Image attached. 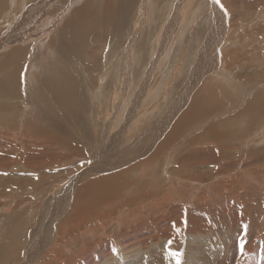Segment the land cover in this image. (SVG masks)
Listing matches in <instances>:
<instances>
[{
    "label": "rangeland",
    "instance_id": "rangeland-1",
    "mask_svg": "<svg viewBox=\"0 0 264 264\" xmlns=\"http://www.w3.org/2000/svg\"><path fill=\"white\" fill-rule=\"evenodd\" d=\"M112 1L0 0V79L19 87L16 105L10 99L5 103L10 110L2 109L7 99L0 98V264H85L98 244H116L118 238L143 235L147 228L155 236L152 253L171 246L166 256H173L175 263L169 260V264H264V75L252 80L246 73L236 78L237 73L257 70L236 63H245L247 55L261 56L254 65L262 62L259 69L264 70V34L255 27L264 26V1L128 0L121 2L125 16L114 20L121 33L94 43L93 51L72 46L74 51L66 54L57 47L47 59L51 39L70 19L79 17L85 5L103 19ZM140 6L146 7L141 19L137 18ZM128 7L136 8L134 16ZM15 8L21 9L16 13ZM27 11L21 41L3 46L6 36L16 31V18ZM85 12L87 16L94 13ZM171 18L178 20L176 30L172 26L167 32ZM133 20L140 22L141 33H134ZM252 44L257 46L255 52L249 50ZM127 47L132 69L128 82L121 85L126 75L120 81L118 76L125 63L120 70L122 57L116 58ZM20 52L24 54L21 62L17 60ZM153 62L156 66L150 75L147 71ZM110 66L115 80L108 88V107L81 113L90 126L86 135L74 125L80 107L60 114L66 122L56 128L68 131L72 139L60 145L49 133L43 102L38 101L41 78L56 79L60 71L63 84L75 80L73 68H79L92 78L81 80L85 86L91 83L83 101L96 106L103 102L102 96L95 100L104 83L99 78ZM53 67L57 72H51ZM197 86L214 91L225 99L226 107L192 125L161 155L156 151L159 143L173 129L180 116L177 111ZM82 91L78 86L76 95ZM213 126L230 136L216 139L207 133ZM120 137L122 142L115 143ZM131 137L138 139L136 152L134 146L128 151L135 152L131 153L134 159L125 155L123 147ZM132 167L136 172L132 173ZM120 171L126 177L113 189L98 190L85 200L87 205L95 204L91 214L76 212L78 205L74 207L72 198L77 186ZM129 200L132 204L127 209L123 205ZM71 212L76 216L67 226ZM72 228L74 234L69 235L67 229ZM44 236L58 238L37 251ZM33 248L37 255L32 254Z\"/></svg>",
    "mask_w": 264,
    "mask_h": 264
},
{
    "label": "bare ground",
    "instance_id": "bare-ground-1",
    "mask_svg": "<svg viewBox=\"0 0 264 264\" xmlns=\"http://www.w3.org/2000/svg\"><path fill=\"white\" fill-rule=\"evenodd\" d=\"M23 1V0H21ZM261 0H253V2H256L259 4ZM264 1V0H263ZM126 3L128 2V0H113L112 3L108 4L110 5V8L108 7V10L106 12V14L103 15V19H101L97 14H96V11L92 8L91 5H85V8L80 11L79 13L81 14L79 17H76L74 16L72 19H70L63 27H62V30L60 31V33H58V35L56 36V38H53L51 39V42H50V45L48 46V58L47 59H50V57H52V55L54 54V49L55 48H59L61 50L62 53H66V54H69V53H72L74 50H72V46H75V47H78L79 49H84V50H87V51H93L92 47L94 46V43L96 42H99L100 44L103 43L104 41H109L110 40V37L112 34L114 35H118L119 33H121V29L119 27H117L115 24H114V20L118 19V18H123L125 16V11L123 10V7H122V3ZM24 3V2H23ZM60 3V2H59ZM180 3V2H179ZM262 3V2H261ZM15 4L17 5V3L15 2ZM20 4V3H19ZM21 5V4H20ZM19 5V6H20ZM23 5V4H22ZM42 5V4H41ZM180 5V4H179ZM23 7V6H22ZM35 8V7H33ZM146 7H143V6H140L139 9H138V15H137V18L141 19V17L143 18L145 16V10ZM18 9V8H17ZM16 8L14 9L15 11L13 12H18V9L17 10ZM90 11V9L94 12V13H91L89 14L88 16L87 15H84V13H86L85 11L88 10ZM182 9V8H181ZM211 9H212V5H211ZM145 10V11H144ZM136 11V8H130L128 7V12L130 15L134 16V13ZM180 13V12H179ZM178 13V14H179ZM183 13V11H182ZM246 13V12H245ZM177 14V13H176ZM27 15H28V11L25 12L23 15L20 16V18H16L17 19V24L15 25V33L12 34L13 36L7 38L6 36V39L5 41L3 42V46L5 45H8V44H11V45H15V43L21 41L22 37H21V30L24 28L23 26L25 25L26 23V20H27ZM83 15V17H81ZM13 15L10 14V17H12ZM176 16V15H175ZM183 16V15H182ZM245 16V15H244ZM255 16V14H254ZM177 18H179L178 16H176ZM15 18V17H14ZM25 18V19H24ZM83 18V20H82ZM245 18V17H244ZM24 19V20H23ZM87 19V21H86ZM180 19V18H179ZM23 20V21H22ZM253 20L254 17H253ZM175 20H173V18H171V20L169 21V24L167 26H165L166 28V31H170V28L173 26L174 27V30H176V22H174ZM245 21V20H243ZM134 24H135V21L133 20ZM139 22V21H138ZM144 23V22H142ZM133 24V25H134ZM157 24V23H156ZM174 24V25H173ZM179 24V23H178ZM143 25V24H142ZM217 24H215V27ZM143 27V26H142ZM255 27L261 31V33L264 34V26H258V25H255ZM140 28H141V25H140V22L139 24H135L134 25V33L135 34H139L141 32L140 31ZM230 28L232 29V26L230 25ZM216 30V29H215ZM14 31V30H13ZM12 31V32H13ZM152 32V31H151ZM216 32V31H215ZM224 32V31H223ZM222 32V33H223ZM241 33V32H240ZM36 34V33H35ZM217 34V32H216ZM245 34L246 35H249V33L247 31H245ZM218 35V34H217ZM216 35V36H217ZM121 36V35H120ZM119 36V37H120ZM247 37V36H246ZM220 38V36H219ZM226 38V37H225ZM231 37H229L228 39L230 40ZM239 38V37H238ZM250 38V36L248 37ZM232 39V38H231ZM221 41V39L219 40ZM235 41V40H233ZM250 41V40H249ZM221 43V42H220ZM223 43V42H222ZM230 43V42H229ZM246 43V42H244ZM39 44V43H38ZM100 44H99V47H100ZM109 44V43H107ZM106 44V45H107ZM242 45V44H241ZM9 46V45H8ZM249 45H247L248 47ZM36 47V46H35ZM89 47V48H88ZM106 47V46H105ZM167 47V45H166ZM198 47V46H197ZM223 47V46H222ZM244 47V46H243ZM246 47V48H247ZM164 48V46H163ZM129 50H131L130 47H127V50L126 52L124 51L123 54L120 56V57H117L116 59L118 60V58H121L122 59L119 61V64H118V67H120V70H121V66H122V63H125L124 65V69L120 71V73L122 75L118 76L119 78V81L121 80L120 77H125L126 75V78L122 79L121 80V85H123V83H127L128 82V77H129V70L132 69L131 67V60L130 58L127 57V53L129 52ZM204 50V49H203ZM249 50L251 52H255L257 50V46L256 45H251L249 47ZM248 51V53H250ZM13 51V49H12ZM128 51V52H127ZM205 51V50H204ZM207 51V50H206ZM230 51V50H229ZM133 52V51H132ZM203 52V51H202ZM224 52V51H223ZM221 52V53H223ZM184 53V52H182ZM196 53V52H195ZM257 53H261V50L259 49V52ZM206 54H209V53H206ZM244 54V53H243ZM242 54V56H243ZM251 54V53H250ZM254 54V53H253ZM224 55V53H223ZM226 55V54H225ZM16 56V55H15ZM24 54L21 55V52L18 53V59L17 57L15 58V60H20V62L22 61V58H23ZM119 56V55H118ZM205 56V55H204ZM9 57H11L9 55ZM132 57V55H131ZM226 57V56H225ZM244 57V56H243ZM261 56H257V57H252V56H248L247 55V58L248 59H245V63L243 62H236L238 64H249V68H250V71H253V67L256 68V72L253 74L252 72H240V73H237L236 74V78L237 77H244L247 73V77L249 79H256V78H260L264 75V70L262 71V69H259L262 65V62H259L258 64L254 65L256 63V59L257 58H260ZM13 58V57H11ZM241 58V57H240ZM245 58V57H244ZM263 58V57H262ZM228 59V58H227ZM112 60V59H111ZM117 60L115 62H117ZM183 60V59H182ZM224 60V58H223ZM263 60V59H262ZM236 61V60H235ZM241 61V60H240ZM153 66L148 69L147 73H151L153 72V68H155L156 66V62H153L152 63ZM114 66V64H112ZM200 65V64H199ZM55 66L57 68V70H59V64L57 63V61L55 62ZM240 66V65H239ZM199 67V66H198ZM55 67L52 68H48V70H51V72L55 71L54 69ZM114 68V67H113ZM113 68H108V70L104 71L103 72V75H102V78L99 80L100 81H103L104 83H101V86L99 88V93H97L95 96V100L97 97L99 96H102L103 98V102H99L96 103V106L92 103V105H88L85 101H83V99L88 95L87 92H89L88 90H90V84L85 86L81 80L84 78V80H86V78L88 79H91V76L88 75H85L83 74V72L79 69V68H73L74 69V72H75V80H71V81H67L65 83H61V73L60 71L58 72V77L55 78L56 79H49V78H41V83H39V87L37 90H39V102L41 103V101L43 103L42 104V113H45L44 115H47L46 118H47V121L50 125V131L49 133L51 135H54L55 136V139L58 143H60V145H64V144H70L71 143V135H69V132L66 131V130H63L61 128H56V125H60L59 123H62L64 124V121L62 118L59 117L60 114L62 113H66L68 110H71V109H75V108H81V112L80 114L78 115V117L76 116V119H77V123L74 124L75 126H78V129H83L84 130V133L85 135L87 134V132L89 131V128L90 126L86 124V122H88V120H86L84 117H82L81 113H87L90 109H93L95 108L96 111L99 110V108H102V109H106L108 106V102H106L105 100L108 99V94L110 93V91H108V88L109 86L114 82L115 78L113 77V73H111V70H113ZM196 68V67H195ZM2 69V68H1ZM63 69V68H62ZM65 69V68H64ZM67 69V68H66ZM105 69V68H103ZM119 69V68H118ZM61 70V69H60ZM196 70L198 71L199 69L196 68ZM255 70V69H254ZM102 71V70H101ZM50 72V71H49ZM57 72V71H55ZM78 72V73H77ZM117 73V72H116ZM163 73V72H162ZM49 74V73H48ZM52 74V78H53V73ZM119 74V73H118ZM200 74V73H199ZM151 75V74H150ZM150 75H147L148 77H151ZM197 75V74H196ZM255 75V76H253ZM99 76V75H98ZM200 76V75H199ZM4 77V76H3ZM94 77V76H93ZM98 78V77H97ZM117 78V80H118ZM196 79V78H195ZM205 79V78H204ZM203 79V80H204ZM207 79V78H206ZM195 81V80H194ZM208 81V80H207ZM196 82V81H195ZM100 83V82H99ZM117 83V82H116ZM202 83V82H201ZM200 83V84H201ZM93 84V83H92ZM196 85V84H194ZM78 86H81L83 88V91L81 94L79 95H76L77 93V87ZM114 86V85H113ZM117 86V85H116ZM120 87V86H119ZM181 87V86H180ZM202 87V86H201ZM201 87H194L191 92H190V96L187 98L186 102L183 104L184 107L182 108H178L179 110L177 111L180 116L178 118V121L177 123H175L173 129L170 131V133H167L166 134V137L163 139V142H158L159 143V146L158 148L156 149V151L158 150V152L163 155L165 154V151L168 149V147L171 145V143L173 141H175L178 137H180L182 134H184L185 132H189L191 129H193L191 126L194 125L195 123L197 122H200V121H204L206 120L208 117H211L213 114L215 113H220V111L222 110V108L226 107L224 106V100L221 99V97H217L215 95V92L212 91L211 89H206L203 91V89ZM122 90L124 88L120 87ZM1 89H2V95H1ZM109 90H113L115 91V88L114 89H109ZM184 91V89H182ZM7 91V94L9 96L6 97L4 96ZM181 91V90H180ZM19 92V87H16L14 86L12 83H10L7 78H2L0 79V98H3V99H7L4 103H2L3 107L2 109L5 111V110H10L8 104H5V103H9V99L11 100L12 104L16 105V100L19 99L18 96H14V95H17ZM96 92V91H95ZM4 93V95H3ZM86 93V95H85ZM6 94V95H7ZM48 94V97L46 98L45 95ZM99 94V95H98ZM220 96V95H219ZM27 97V96H26ZM29 97V96H28ZM34 98V97H33ZM262 96H259V99L261 100ZM99 99V98H98ZM25 100V99H24ZM135 100V99H134ZM156 100V99H155ZM27 101V100H26ZM181 101V100H180ZM179 101V102H180ZM249 101V100H248ZM10 102V103H11ZM14 102V103H13ZM28 102V101H27ZM30 102V101H29ZM10 105V104H9ZM23 105V104H22ZM182 105V106H183ZM246 105L248 106L249 103H246ZM33 107V106H32ZM93 107V108H92ZM5 108V109H4ZM14 108V107H13ZM40 108L41 106L38 108V110L40 111ZM252 108L254 109V106H252ZM23 109V107H22ZM34 109V108H32ZM110 109V108H109ZM16 110V109H14ZM31 110V109H29ZM183 113H181V111ZM225 110V109H224ZM28 111V110H27ZM101 111V110H99ZM103 111V110H102ZM6 112V111H5ZM35 112V111H34ZM222 112V111H221ZM29 113V111H28ZM105 113V112H104ZM131 114V113H130ZM178 114V115H179ZM29 114H27L26 116H28ZM216 115V114H215ZM244 115V114H243ZM132 116V114H131ZM218 116V115H217ZM128 117L129 114H128ZM216 117V116H215ZM225 117V116H224ZM45 118V117H44ZM70 118H75V116H70ZM175 118V119H177ZM52 119V120H51ZM50 120L52 122V124L54 125V132L52 131V124L50 123ZM218 121H223V120H220L218 119ZM217 121V122H218ZM173 124H174V121H173ZM172 124V125H173ZM35 125V124H34ZM98 125V124H97ZM207 125V124H206ZM213 125V124H212ZM211 125V126H212ZM217 125V124H215ZM214 125V126H215ZM220 125V123H219ZM219 125H217V127H220ZM128 126V125H127ZM196 126V125H195ZM212 127H209L210 129L207 131V133L211 132V134L218 140L222 139V138H225L227 137V135L229 134H225L224 132H222L220 130V128H217L216 129ZM77 128V127H76ZM126 128V127H125ZM168 128V127H167ZM217 129L219 130V132L217 131ZM63 132V133H62ZM48 133V132H47ZM151 133V132H150ZM40 135V134H39ZM29 136V135H28ZM32 136V135H30ZM29 136V137H30ZM41 136V135H40ZM65 136L66 139H63L62 137ZM96 136V135H95ZM144 134H142L140 136L143 137ZM230 136V135H229ZM27 137V136H26ZM38 137V136H37ZM89 137V136H88ZM31 138V137H30ZM34 138V137H33ZM48 138V137H47ZM52 138V137H51ZM50 138V139H51ZM90 138V137H89ZM74 139V138H73ZM111 139H114V138H111ZM122 137H120V139H116L114 140L115 143H121L122 142ZM134 138L131 137V139L129 138L126 142V144L123 146L125 147L124 149H126V154L125 155H129L131 156V153H132V150H130V153L128 152L130 148H132V146H134V151L136 150L135 148V141L138 140L137 138L135 140H133ZM161 139V137L159 138ZM158 139V140H159ZM37 140V139H36ZM40 140H44V139H40ZM54 140V139H53ZM133 140V141H131ZM157 140V141H158ZM203 140V139H202ZM113 141V140H111ZM133 145H132V143ZM162 141V140H161ZM36 142V141H35ZM52 142V140H51ZM119 143V144H120ZM137 143V142H136ZM33 144V143H32ZM37 144V143H36ZM42 144V143H41ZM123 144V143H122ZM139 144V143H137ZM35 145V144H33ZM40 145V144H39ZM112 145V144H111ZM118 145V144H117ZM157 145V142L156 144ZM154 145V147H155ZM38 146V145H37ZM174 148V147H173ZM154 150V149H153ZM171 150V149H170ZM155 151V152H156ZM136 152V151H135ZM135 152H133L132 154H134ZM155 155V154H154ZM159 156V154H158ZM133 157V156H131ZM137 157V156H135ZM100 158V157H99ZM134 159V157H133ZM135 163V162H134ZM140 164V163H139ZM139 164H138V167H139ZM137 165V164H136ZM142 167H144L142 165ZM129 171V169H127ZM131 170V169H130ZM132 173L133 172H136L137 169H135L134 167H132ZM127 171V174L129 175L132 174L131 171L128 173ZM125 172V171H124ZM91 174V173H90ZM112 174V173H111ZM110 176H107V177H102V178H97L95 180H93V182L91 183H88V184H83V185H79V187L77 186V189H75L74 191V194H73V198H72V202L74 204V207L76 206V204L78 205L76 207V212L78 210H81V211H87V212H90V214L94 211L93 210V207L95 206L94 205H87L85 203V200L88 199V198H91V196L98 190H104V191H108L110 189H113L117 184H118V180L121 178L123 179L124 177H126V172L125 174H123L121 171H120V174H112ZM109 177V178H108ZM125 179V178H124ZM84 182V181H83ZM87 185V186H86ZM122 187V186H121ZM119 193H120V190H119ZM137 201V199H136ZM66 204V203H65ZM68 204V203H67ZM83 204V206H81V208H79V205ZM131 200H129L126 204H124L123 206H126V208L128 209V207H130L129 205H131ZM99 205V204H98ZM64 206V205H63ZM71 206V205H70ZM122 206V207H123ZM67 207V206H66ZM65 207V208H66ZM62 209V208H61ZM72 210H75L73 209L72 207ZM71 211V210H70ZM69 212V211H68ZM73 212V211H72ZM72 212L70 213L71 216L70 218H66L68 219V222H67V226H70L74 220V213L72 214ZM127 212V210L125 211ZM133 213V211H131V214ZM94 214V213H93ZM130 214V213H129ZM76 216V215H75ZM109 215H105L104 217H107ZM62 218V217H61ZM65 219V217H64ZM62 220V219H61ZM77 220V219H76ZM55 222V221H54ZM59 222V221H58ZM66 223V222H65ZM78 223V222H77ZM76 223V224H77ZM80 223V222H79ZM85 223V222H84ZM80 225V224H79ZM51 227V226H50ZM66 227V226H65ZM64 226L60 229H59V232L63 229H66ZM82 227V226H81ZM55 228V227H54ZM57 229V230H58ZM75 229H67V232L69 235H72L74 234L73 231ZM62 232L64 231H61L59 234L60 236L62 235ZM145 234L143 233V235H137V234H128V235H124L120 238H118L117 240V243L116 244H109V245H101V244H98L97 245V248L95 249L94 248V251L91 252V255H89V259L88 261L85 262V264H88V262L90 264H169V260H174V263H175V259L173 256L169 255V256H166L167 255V252L171 249V246L168 248V247H165L162 249V252H159L160 250L158 251H155L154 253H152V250H153V246L151 245L152 242H154L155 240V236L150 234V230L147 228L145 230ZM263 233V232H262ZM59 236V237H60ZM68 236V235H67ZM45 237V236H44ZM48 238V237H47ZM58 238V236L56 237H52L51 239H46L43 238L41 240V242H39V244H37V248L36 250L38 251L39 249L41 250L45 248V246L47 244H54L55 243V239ZM64 241V240H63ZM241 241V240H240ZM24 242V241H23ZM159 242V241H157ZM167 243V242H166ZM154 244V243H153ZM164 245V243H163ZM158 246V244L156 245ZM154 245V247H156ZM22 247V246H21ZM49 247V245H48ZM47 247V248H48ZM53 249V248H52ZM237 249V248H236ZM39 250V251H40ZM140 250V251H139ZM155 250V248H154ZM32 254H36L38 252H36L34 250V248L31 250ZM250 253V252H249ZM49 255V254H48ZM57 255V254H56ZM20 257V256H19ZM10 262V261H9ZM27 263V262H26Z\"/></svg>",
    "mask_w": 264,
    "mask_h": 264
},
{
    "label": "crops",
    "instance_id": "crops-1",
    "mask_svg": "<svg viewBox=\"0 0 264 264\" xmlns=\"http://www.w3.org/2000/svg\"><path fill=\"white\" fill-rule=\"evenodd\" d=\"M248 90H249V93H250V90H251V85H249L248 86ZM247 96V95H246ZM244 109H245V111L247 110V106H242ZM242 111V110H241ZM244 113V112H243ZM255 119H256V122H257V120H259V115H258V112H255Z\"/></svg>",
    "mask_w": 264,
    "mask_h": 264
}]
</instances>
